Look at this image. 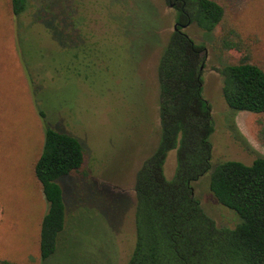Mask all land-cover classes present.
<instances>
[{"label": "rangeland", "instance_id": "374dc122", "mask_svg": "<svg viewBox=\"0 0 264 264\" xmlns=\"http://www.w3.org/2000/svg\"><path fill=\"white\" fill-rule=\"evenodd\" d=\"M218 1L254 39L256 59L264 65V0ZM11 10L10 0H0V257L31 264H125L136 243L137 174L160 141L158 65L177 12L167 0H31L26 14L38 25L23 29L20 48ZM78 25L80 38L74 35ZM186 31L196 43L205 41L196 25ZM85 33L95 37L97 48L86 44L81 62L93 65L97 60L95 67L83 64L72 66L68 74L52 73L41 87L26 75L23 63L35 62L40 47L46 48L47 58L59 55L67 45L85 44ZM205 54L204 97L214 120L213 168L193 187L204 213L219 227L233 229L239 216L215 198L211 175L225 161L252 164L257 154L264 156V146L256 136L257 116L234 113L223 97L218 69L237 57L221 54L211 44ZM39 72L47 74L42 65L35 69ZM39 111L52 128L79 139L89 174L59 181L66 230L57 253L45 263L40 230L48 203L34 170L45 142ZM176 162L177 151H171L165 164L169 180Z\"/></svg>", "mask_w": 264, "mask_h": 264}, {"label": "trees", "instance_id": "16d2710c", "mask_svg": "<svg viewBox=\"0 0 264 264\" xmlns=\"http://www.w3.org/2000/svg\"><path fill=\"white\" fill-rule=\"evenodd\" d=\"M167 2L177 12L178 25L158 65L161 136L158 148L137 174L136 243L125 264H264V156L257 154L250 165L225 161L215 166L211 175L210 189L215 198L239 216L233 229L219 227L204 213L193 187L213 168L214 120L203 85L209 44L221 54L237 57L218 69L223 77V97L234 113L257 116L256 136L263 146L264 65L256 59L254 39L240 30L226 5L218 0ZM10 3L21 48L23 29L29 31L38 23L26 14L31 0ZM192 25L203 31L205 41L196 43L188 34L186 29ZM79 28L80 25L74 31L78 38L82 32ZM85 34L87 37L81 39L85 44L72 48L67 45L69 49H59V55L49 58L46 48L40 47L42 53L36 55L35 62L29 60L26 66L23 63L26 75L41 87L51 81L52 73L68 74L72 66L77 69L83 64L95 67L97 60L93 65L81 62L86 44L97 48L95 37ZM67 60L69 63L64 64ZM40 65L50 78L44 72L35 73ZM34 77L39 80L35 82ZM39 115L45 142L34 170L48 203L40 230V255L45 263L57 253L60 236L66 230L67 207L59 181L70 176L88 178L89 174L79 139L52 128L43 111ZM234 130L237 131L235 127ZM243 142L252 151L245 139ZM171 151H177V162L169 180L165 164ZM0 264L31 263L0 257Z\"/></svg>", "mask_w": 264, "mask_h": 264}, {"label": "flooded vegetation", "instance_id": "af4514ba", "mask_svg": "<svg viewBox=\"0 0 264 264\" xmlns=\"http://www.w3.org/2000/svg\"><path fill=\"white\" fill-rule=\"evenodd\" d=\"M171 7L173 8V6H171ZM177 25H178V24L175 25V29H174V30H177Z\"/></svg>", "mask_w": 264, "mask_h": 264}]
</instances>
